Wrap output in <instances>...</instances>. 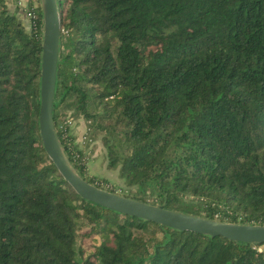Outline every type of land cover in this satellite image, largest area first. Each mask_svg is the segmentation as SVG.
I'll list each match as a JSON object with an SVG mask.
<instances>
[{
    "label": "trees",
    "instance_id": "16d2710c",
    "mask_svg": "<svg viewBox=\"0 0 264 264\" xmlns=\"http://www.w3.org/2000/svg\"><path fill=\"white\" fill-rule=\"evenodd\" d=\"M24 1L29 29L0 0V264H264V242L163 226L72 189L41 147V11ZM55 4L52 121L80 176L105 180L85 170L76 118L100 136L123 195L264 224V0Z\"/></svg>",
    "mask_w": 264,
    "mask_h": 264
},
{
    "label": "water",
    "instance_id": "95a60500",
    "mask_svg": "<svg viewBox=\"0 0 264 264\" xmlns=\"http://www.w3.org/2000/svg\"><path fill=\"white\" fill-rule=\"evenodd\" d=\"M41 41L38 79L37 127L41 147L62 178L83 199L102 207L178 230L221 235L235 241L264 242V224L233 222L204 217L163 207L103 189L83 179L64 155L53 126L56 68L58 62L60 19L55 0H39Z\"/></svg>",
    "mask_w": 264,
    "mask_h": 264
},
{
    "label": "rangeland",
    "instance_id": "374dc122",
    "mask_svg": "<svg viewBox=\"0 0 264 264\" xmlns=\"http://www.w3.org/2000/svg\"><path fill=\"white\" fill-rule=\"evenodd\" d=\"M6 4L8 8L12 9L13 5H15V2L13 4L12 1L6 0ZM17 14L24 25V29H27V23L25 19H23L19 12ZM68 128L69 134L74 137L73 143L76 144V146L83 152V161L85 163V170L87 173L92 174L96 178L105 179L100 181L101 186L99 187L106 190L111 189L110 191L122 194L125 188L124 180L118 175L117 167L109 168L105 165L106 151L101 143L100 136H96L91 141L88 140L86 136L85 122L81 118L70 120L68 123ZM76 240L77 242L82 240V244L85 245L86 248H88L93 243V240L88 238ZM257 247H261V245H257Z\"/></svg>",
    "mask_w": 264,
    "mask_h": 264
},
{
    "label": "built area",
    "instance_id": "2783aa9c",
    "mask_svg": "<svg viewBox=\"0 0 264 264\" xmlns=\"http://www.w3.org/2000/svg\"><path fill=\"white\" fill-rule=\"evenodd\" d=\"M15 6L17 7V10L19 11V14L22 15L23 19H25L26 23H27V29H29V25L31 24V18L33 17L31 15V13L29 11L26 10V6H25V1L24 0H17L15 2ZM261 245V247H257L256 249L259 251H262L264 253V245L263 244H259Z\"/></svg>",
    "mask_w": 264,
    "mask_h": 264
}]
</instances>
